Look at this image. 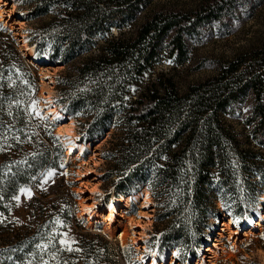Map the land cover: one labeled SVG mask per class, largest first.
Returning <instances> with one entry per match:
<instances>
[{
  "label": "trees",
  "instance_id": "1",
  "mask_svg": "<svg viewBox=\"0 0 264 264\" xmlns=\"http://www.w3.org/2000/svg\"><path fill=\"white\" fill-rule=\"evenodd\" d=\"M151 1L36 0L34 18L48 14L55 4L60 7L58 20L51 22L58 30L38 38L29 33L28 41L29 46H35L37 59L46 57L48 63L65 66L90 44L98 40L103 43L98 54L73 66L74 76L64 74L57 79L59 102L76 120L86 118L85 129L91 132L106 131L111 114L118 113L113 127L120 134L112 141L109 156L120 177L114 194L128 197L134 188L130 191L124 185L133 179V186L141 184L148 177L147 172L138 174L142 169L166 183L160 190L166 198L165 214L175 215L176 220L162 238L168 240L167 247L179 250L189 237L185 212L189 210L195 226L198 219L206 218L210 202L207 188L218 183L230 188L238 175L247 178L254 171L244 166L245 159L254 152L240 148L224 116L233 114L251 93L254 102L246 123L252 126L255 142L263 145L264 50L257 52V62L246 69L239 70L244 64L240 60L232 61L221 67L217 76L180 92L167 73L150 72L163 61L185 63L189 59L186 41H198L204 28L214 22L218 27L226 26L224 18L244 0H215L189 14L154 12L132 30L133 21ZM113 29L116 34L111 33ZM3 32L9 37L15 57L0 48V87H4L0 88V143L8 150L22 152L24 157L14 163L10 173L0 175V195L14 192L18 184L32 182L47 169L59 170L64 159L54 121L37 106L33 108L37 71L16 52L11 32L0 26ZM49 42L51 50H47ZM4 118L9 120V127L2 122ZM20 239L19 247L25 245L27 252L38 235ZM101 240L106 247L111 245ZM97 244L91 242L86 248L88 253L96 250ZM13 254L19 257L13 252L2 254L0 259Z\"/></svg>",
  "mask_w": 264,
  "mask_h": 264
},
{
  "label": "rangeland",
  "instance_id": "2",
  "mask_svg": "<svg viewBox=\"0 0 264 264\" xmlns=\"http://www.w3.org/2000/svg\"><path fill=\"white\" fill-rule=\"evenodd\" d=\"M214 1L152 0L138 14L131 29H135L154 12L189 14ZM4 2L0 1V9L4 10L0 26L11 32L16 42L14 49L37 71L38 90L33 108L37 106L39 111L54 121L55 135L62 143L64 159L59 170L47 169L32 182L18 184L14 192L7 191L0 195V258L6 253L19 254V257H15L16 254L2 257L0 264H151L153 255L159 257L156 264H196L198 261L201 264H264V221L257 216L264 213V143L260 145L255 142L251 134L252 126L246 123L254 102L253 95L248 94L237 105L234 113L226 114L224 119L237 135L240 148L254 152L253 156L250 155L244 161V166H250L254 171L247 178L238 175L234 186L230 188L220 186L219 183L207 188L210 202L206 218L198 219L195 226L189 210L185 212L184 222L190 223L189 237L188 241L179 245V250L177 247H167L168 240L162 238L170 224L176 220L175 215L165 214L166 198L160 194V190L164 189L166 183L157 181L155 175L146 169L138 172H147L148 175L141 184L133 186L136 181L133 179L124 185V188L134 190L122 202L115 203L118 213L107 229L101 215L106 213L114 198L121 197L114 194L120 177L109 158L112 141L114 143L120 134L113 127L119 115L111 114V122L106 131H87L86 118L79 117V124L78 120L65 112L64 105L59 102L61 96L57 87L59 77L64 74L73 75V66L98 54L103 43L98 40L90 44L68 66L57 62L48 63V60L35 64L26 57L21 48V40L25 38L29 44V33L38 38L40 34L42 37L56 32L58 27H54L51 22L58 20L60 7L55 4L48 14L34 18L32 11L37 4L36 0ZM224 21L226 26L218 27L214 22L205 27V33L198 41H186L189 59L185 63L172 65L163 61L150 73H167L179 91L184 92L189 85L217 76L221 67L232 61L240 60L244 63L239 70L246 69L248 64H255L257 52L264 50V0L240 1ZM111 33L116 34V30H111ZM8 39L6 33H0V48L3 53L15 57ZM52 46L49 42L47 50H51ZM31 51L33 55L36 54L35 46ZM50 107L57 108L61 120L51 119L52 116L47 112ZM10 116L14 118V114ZM8 121L7 118L2 120L7 123L6 127L10 126ZM69 123L72 124V135L59 138L57 128L62 125L67 128ZM1 144L0 175H3L10 173L14 163L23 160L24 156L22 152L8 150ZM70 145L74 151L66 154ZM143 189L150 192L149 202H144L135 193ZM82 208L86 212L80 215ZM73 214L74 218L71 217ZM230 220L232 223L229 227L221 228L223 221L229 224ZM124 227L128 228L129 236L122 243L112 236L111 230L119 236ZM96 234L111 242V245H103V240ZM36 235L38 240L29 251L25 252V245L19 247L20 237ZM110 236L111 239L108 238ZM132 236L147 250L137 248V244L132 245ZM62 240L68 243L62 244ZM213 240L218 241L212 244ZM91 242L98 244L96 250L88 253L86 248ZM69 248L72 250L69 251ZM161 255L165 256L161 258Z\"/></svg>",
  "mask_w": 264,
  "mask_h": 264
},
{
  "label": "bare ground",
  "instance_id": "3",
  "mask_svg": "<svg viewBox=\"0 0 264 264\" xmlns=\"http://www.w3.org/2000/svg\"><path fill=\"white\" fill-rule=\"evenodd\" d=\"M0 1L1 2L3 1L4 2V0H0ZM3 4H5V2ZM3 12H4V10L3 9H0V20H2V17H3V14L2 13ZM21 42H22L21 48L24 51V53H25V55H26V57L28 59H31L32 62H34L35 64H41L43 62H47V58L46 57H41V58L37 59L36 56H35V53H34V55L32 54V51H31L32 50V47L29 46V44H28L27 40H25V38H22ZM49 97H50V95L48 96V99H49ZM47 112L49 113L50 116H52L51 119H53V120H57L58 119V121L61 120V115L59 114L57 108L50 107ZM57 117H59V118H57ZM66 127L67 128H64V125H62V126H59L57 128L56 134L58 135L59 138L65 136V135H68V136H71L72 135L71 134V132H72V124L69 123V124L66 125ZM73 151H74L73 150V147H72V145H70L66 149V154H70ZM80 153L82 154L81 149H80ZM138 194H139V196H141L144 199V202H149L150 201L149 200L150 199V192L148 190L143 189L142 191H139ZM125 198L126 197H122V196L120 198H118V197L117 198H114L115 200H112L111 203H110V205L107 207L108 209H107L106 213L104 215H101L102 216V221L104 223H106L105 224V228H107V229L109 228L108 226L116 218L115 214L118 213V211L116 209V204L115 203L122 202V200L125 199ZM137 198H139V197H137ZM127 205L130 206V203H128V201H127ZM85 212H86L85 211V208H82L80 215L85 214ZM257 216L260 218L261 221H264V213L263 212L260 213V214H258ZM93 217H95V215H93ZM231 223H232L231 220H230L229 224L227 222L223 221L221 228H223V229L224 228H227V227H229L231 225ZM127 231H128V228L127 227H124L123 231H121L119 233V236L116 235V233H112V230H111V234H112V236H115L116 238H120L121 242L124 243L125 237L129 236L127 234ZM138 240H141V239H138ZM213 241L214 242L212 244H216L218 240H213ZM130 242H131L132 245H136L137 244L138 245L137 248H139V249L147 250L146 247H143V246H141V245L138 244V241H137V239H135V236H132L131 237V241ZM209 250H211L212 253H214L212 249H209ZM173 255L175 257L174 252H173ZM163 256H165V255H161V258ZM157 258H159V257L156 256V255H153L152 256V259L150 261L151 264H156V262L158 261ZM172 260H174L173 257H172ZM196 264H201V262L198 261ZM208 264H212V262H208Z\"/></svg>",
  "mask_w": 264,
  "mask_h": 264
},
{
  "label": "snow or ice",
  "instance_id": "4",
  "mask_svg": "<svg viewBox=\"0 0 264 264\" xmlns=\"http://www.w3.org/2000/svg\"><path fill=\"white\" fill-rule=\"evenodd\" d=\"M57 118H59V117H57ZM49 175H51V173H49ZM28 194H29V196L31 195V193H30V192H29ZM61 243H62V244H67L68 242H67V241H63V240H62V241H61ZM71 250H72V249H71V248H69V251H71Z\"/></svg>",
  "mask_w": 264,
  "mask_h": 264
},
{
  "label": "built area",
  "instance_id": "5",
  "mask_svg": "<svg viewBox=\"0 0 264 264\" xmlns=\"http://www.w3.org/2000/svg\"><path fill=\"white\" fill-rule=\"evenodd\" d=\"M109 239H111V236L110 237H108ZM118 240L120 241V238H118ZM122 245V244H121Z\"/></svg>",
  "mask_w": 264,
  "mask_h": 264
}]
</instances>
